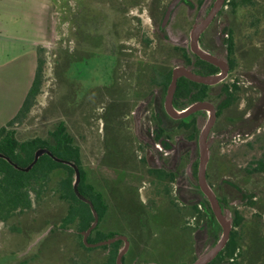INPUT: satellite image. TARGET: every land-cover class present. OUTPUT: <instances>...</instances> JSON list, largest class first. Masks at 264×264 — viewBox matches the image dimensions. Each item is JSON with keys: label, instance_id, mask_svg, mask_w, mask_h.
<instances>
[{"label": "flooded vegetation", "instance_id": "flooded-vegetation-1", "mask_svg": "<svg viewBox=\"0 0 264 264\" xmlns=\"http://www.w3.org/2000/svg\"><path fill=\"white\" fill-rule=\"evenodd\" d=\"M134 1L99 0L97 10L116 15L118 19L123 18L128 23L137 22L136 25L141 26L146 38L152 40V44L162 50L164 56L161 58L165 62L160 74L162 77L159 76L160 79L154 84L151 80L147 81L150 88L136 101L130 100L135 105L126 116L119 115L114 126L125 132V135L129 133L133 137L135 152L139 159L145 160L148 169L162 170L174 175V195L177 194L176 174L184 171L189 182L187 189L189 187L193 190L189 192L191 195L188 199L184 198L183 201L191 204L187 207L194 204L198 206L199 212L190 218L184 215L181 227L170 228L164 232L166 237L160 244H156L157 233L146 237L149 239L145 248L148 253L160 248L164 251V258L141 253V249L144 248L142 244L135 241L136 244L132 245L133 241L126 231L113 232L114 236L109 239L123 236L129 243L122 257V264H194L198 258L217 247L223 235V229L198 183L199 128L200 123L207 119L208 112L200 110L185 117L175 118L168 114L165 103L174 70L184 68L200 77L221 73L219 66L202 60L190 47L193 27L211 15L218 0H158L156 5H153V0H144L140 6L133 5ZM81 6L85 10V0H81ZM134 12H138L140 17L145 14L149 27L143 28L141 19L137 14L133 15ZM81 22L83 23L81 27L85 28V20ZM119 34L120 31L117 35ZM78 38L80 50L82 47L85 49V32H81ZM131 38L137 40L135 35ZM184 40H187L188 44L181 46ZM198 43L203 50L226 63L225 79L217 84L205 85L185 76L178 77L171 107L176 113H180L195 103L207 102L215 109V121L209 134L210 155L205 179L222 214L230 223V230L224 246L206 264H264V191L258 190L264 189V125L253 136L239 138L241 134L235 132L234 127L238 119L231 114L232 111L241 113L254 107L261 96L264 109V0H223L200 33ZM170 48H176L174 50L176 53L168 58ZM80 50L65 53L64 65L65 84L67 82V86H70L68 91L71 107L66 113L71 120L80 113V130L76 132L74 123L70 122L75 134L68 131L75 140L85 133V91L80 90L79 93V88L81 80L85 77V65L89 64L90 60V57L85 59V52ZM91 57L96 62L99 60L102 75L99 93L93 92L95 100L89 103L98 104L102 113L108 107L107 93L113 89L111 87L113 82L116 102L120 99V87L115 84L113 77V73L116 72L113 68L117 63L116 61L107 63V59H118L119 56L116 53L107 55L101 53ZM56 70L58 71L57 68ZM167 73H170V81L165 86L164 76ZM183 81L184 92L177 95L178 87ZM233 86H237L239 98L234 104L222 109L218 115L229 92L236 88ZM119 106L116 103L112 111L115 109V113L118 114ZM76 134L78 136L75 137ZM189 170L191 175L187 173ZM144 185L140 189L142 196L145 190H148V184ZM142 199L144 203L147 202L145 196ZM250 201L253 205H250ZM208 208L211 213H208ZM116 242H121L117 258L125 244L121 240ZM112 244L104 246L110 248ZM102 253L104 256L107 251Z\"/></svg>", "mask_w": 264, "mask_h": 264}, {"label": "trees", "instance_id": "trees-1", "mask_svg": "<svg viewBox=\"0 0 264 264\" xmlns=\"http://www.w3.org/2000/svg\"><path fill=\"white\" fill-rule=\"evenodd\" d=\"M95 1L99 0H90L89 4H86L85 19L76 18L77 9L74 8L65 10L62 17L66 21L69 17L74 16L71 25H76L74 29L76 37L83 32L81 21L85 20V59L90 57L88 61L90 64L96 62L91 57L96 54L116 53L119 56L118 59H107L108 64L114 61L117 63L113 68L116 71L113 73V77L116 81L115 84L120 87L119 101L116 102L114 97L113 82L111 84L113 89L107 93L109 96V100L106 102L108 107L104 112H98L96 115L85 112V141H88L89 136L91 139L96 137L94 132H91L94 129L95 121L102 125L96 141L97 148L100 147V149L95 153V168L92 170L84 168V152L68 132L63 121L56 123L51 130H48L46 136H32L23 140H19L16 136V127L23 125L31 117L44 86L47 66L43 54L46 51L38 47L34 76L24 102L14 119L0 129V154L9 158L19 167L26 168L32 163L35 152L45 148L51 151L55 157L74 163L80 172L78 191L91 201L99 217L98 225L89 237L88 243L101 242L113 237V232L126 231L133 241L132 245L136 244L135 241L142 244L144 248L141 249V253L164 258V252L160 248H155L153 253H148L145 248L149 239L146 237L157 233L156 244H160L166 237L164 232L170 228L181 227L184 215L186 218H190L199 212L198 206L194 204L187 207L191 204L183 201L184 198L188 199V196L191 195L189 192L193 189L189 187L187 189L189 182L183 171L176 174L177 194L174 195V175L162 170L148 169L145 160L139 159L135 152L133 137L129 133L125 135V132H121L114 126L119 115L124 117L133 108L135 103L132 104L130 100L136 101L150 88L147 81L151 80L154 84L160 79L158 77L161 76L162 65L165 62L162 60L164 55L160 48L152 44V40L146 38L141 26L136 25L137 22L128 23L123 18L120 20L116 15L112 16L108 12L99 10H97L98 16H93L95 12L91 11L92 7L98 8L100 4ZM143 1L135 0L133 5L140 6ZM156 1L158 0L152 1L153 5L157 4ZM87 11L91 16H87ZM109 15H111L110 18ZM125 28L129 30L128 34L123 40L119 36L120 44L114 49L111 45L113 39L109 36L110 32L118 33ZM133 35L137 37L138 44H141L144 56L138 55L136 48L125 45L126 41L134 40L131 38ZM175 49H169L168 58L175 55ZM91 71L89 76L91 85L85 88V108L92 107V103H89L95 100L92 93H99L100 90L102 72L99 65H95ZM164 77L165 86H167L170 81V73ZM182 83L184 84V81L179 85L177 95L184 92ZM233 87L236 88L229 92L218 115L222 109L234 104L239 98L237 86ZM129 92L133 94L131 98H129ZM262 99L263 96L258 99L254 107L241 113L231 112L238 119L234 127L235 132L241 134L239 138L245 137L244 139H246L253 136L264 125ZM115 102L120 105L118 114L115 113V109L112 111L113 106H116ZM92 111L93 108H91ZM91 139L89 142L92 141L93 145L94 140ZM256 163L258 162H254V164ZM103 171L108 172L110 177H102ZM73 182L74 170L68 165L55 162L47 155L40 157L28 172L16 170L7 161L0 158V224L13 233V236H16L20 242L30 244L24 253L12 251L2 254L0 252V264H47L48 262L43 261L41 252L52 238H55V250L61 251V256L55 259V264H115L121 242L112 244L110 248L104 246L97 249L86 248L82 242L81 233L90 227L94 219L89 206L76 197L73 191ZM144 184H148V190H145L142 196L140 189L145 186ZM144 196L146 203L142 199ZM49 197L55 200L59 206L56 216L45 218L44 216L47 214L43 212L44 214L38 216L40 227L34 232H27L26 230L29 231L30 228L22 222V217L27 223L29 216L35 212V207H41L44 203L49 204ZM250 205H253V202L250 201ZM255 205L258 207L256 203ZM208 213H211L209 208ZM212 219L211 216L210 220ZM36 220L33 219L32 224H35ZM32 233L33 235L29 236ZM16 245L12 247L14 248ZM36 246L37 248H35ZM97 251H107V253L102 257L98 253L97 256L92 255Z\"/></svg>", "mask_w": 264, "mask_h": 264}, {"label": "rangeland", "instance_id": "rangeland-1", "mask_svg": "<svg viewBox=\"0 0 264 264\" xmlns=\"http://www.w3.org/2000/svg\"><path fill=\"white\" fill-rule=\"evenodd\" d=\"M3 1L2 5L4 6H2L3 9L1 10L3 13L1 14L2 19L0 20L2 25L1 29H3L0 38V129L14 119L24 102L34 76L38 47L46 51L43 54V59L47 66L45 69L44 86L41 95L37 99L31 117L23 125L16 127V136L19 140H23L32 136L45 135L48 130H51L56 123L61 121L65 122V124L68 123L66 124L68 131L70 130V132L75 134V131L77 132L80 130V113L72 120L67 116L66 111H69L71 108L70 94L68 91V87L70 86H67V82L65 84L64 65L66 63L65 53H72L80 50V45H78V36H74L76 25L72 26L69 24L72 22L74 16L67 19L69 23L67 20H63L62 17L65 10L68 11V8L73 10L74 8L77 9L75 14L76 18L80 17L79 19H85V10L82 9L81 0ZM89 1L90 0L85 1V6L89 4ZM97 2L98 1H95V3ZM78 3L80 4L78 5ZM96 10V6L92 7L91 11L95 12L93 16H98ZM88 11L86 12L87 16H91ZM135 14L141 19L143 28L144 26L149 27V21L145 14L141 17L138 12H134L133 15ZM132 28H134L133 25ZM82 29L85 32V28ZM104 30L106 31L105 27ZM128 32L129 30L126 28L120 32L119 35L121 40L124 39ZM119 35L110 32V36L114 43H111V45L114 49L120 44L121 40ZM187 44V40H184L183 44L180 45L186 46ZM125 45L136 48L138 55H143L141 44L139 45L137 40L126 41ZM80 51L85 52V49L82 47ZM101 59L102 57L100 61ZM95 65H99V63L93 62L92 64L89 63L85 65V77L80 82L79 93L80 90L85 91V88L91 85L89 76ZM128 95L131 97V92H129ZM91 106L92 107L85 108V112H90L95 115L100 112V106L98 104H91ZM91 108H93L92 112ZM70 122L74 123V127L76 128L75 131H72L73 128ZM100 127L101 123H96L95 121L94 129H92L91 132H94L93 134H95L96 137L91 139L89 136L88 141H85V133H82L81 137L77 134L75 135V137L78 136L75 141L80 145L82 152H84L83 165L86 169L91 168L92 170L95 168V153L100 149V147L97 148L98 143L96 142L99 137L98 135H100ZM90 139L94 140L93 145L92 141L89 142ZM89 149L91 150L89 151ZM102 173V177H110L108 172L103 171ZM258 190L259 192L264 191L263 188H259ZM49 200L48 205L44 203L41 207H35V212L29 216L27 223L22 217V222L30 228L29 231L26 230L27 232H34L40 227L41 223L38 221V216L40 214H47L44 216L45 218L56 216L59 206L56 201L50 197ZM33 219H37L35 224L31 222ZM42 232L44 233L45 230ZM13 235V233H10L0 224V252L2 254H8L12 251L24 253L26 248L30 245L20 242V240ZM32 235L33 233L29 236ZM47 243L48 245H46L41 252L43 261L48 262L47 264H55V259L61 256V251L55 250V238H52ZM15 244L17 245L13 248L12 246ZM35 248H37V246ZM97 253H100V256L103 254L102 251H97L93 252L92 255L97 256Z\"/></svg>", "mask_w": 264, "mask_h": 264}, {"label": "water", "instance_id": "water-1", "mask_svg": "<svg viewBox=\"0 0 264 264\" xmlns=\"http://www.w3.org/2000/svg\"><path fill=\"white\" fill-rule=\"evenodd\" d=\"M222 1L223 0H218L216 2L215 6L212 10L211 15L206 20H203L200 24H196L193 27L191 34H190V47H191L192 52L194 54H196L197 56H199L202 60L219 66L221 68V73H219L217 75L210 76V77H200V76H196V75L191 74L190 71H188L187 69H184V68H179L178 70L177 69L174 70L173 75H172V80H171L170 86L168 88V92H167V96H166V103H165L166 111L168 112V114H170L171 116H173L175 118L176 117L177 118L178 117H185V116L191 114L192 112L200 111V110H205L208 112L207 119L201 123V126L199 128L200 133L198 136V149H199L198 183H199V186H200L202 192L206 195V197L210 203L211 209L215 215L216 220L219 222L220 226L223 229V235H222V238L220 239V242L217 245V247H215L213 250L209 251L205 255L198 258L194 264H206L207 262H209L217 254V252L224 246V244L228 238V234H229V230H230V223L226 219V217L222 214L221 209L218 205V202H217L213 192L209 188V186L206 182V179H205V170H206V166H207L209 155H210V152H209V134L211 132L212 126H213L214 121H215V109L213 108V106L211 104H209L207 102H203V103L200 102V103H195V104L191 105L187 110H185L183 112L176 113L171 107V99H172V96H173V93H174V90L176 87L177 79L180 76H185L194 82L202 83L205 85L217 84V83H219L225 79L226 71H227L226 70V66H227L226 63L222 59L215 57V56L211 55L210 53H208L207 51L203 50L199 46V43H198V38H199L200 33L207 26L210 18L219 9V7L222 4ZM167 18L168 17H166V20H167ZM43 155L49 156L55 162L68 165L74 170L73 191L79 200H81L82 202L86 203L89 206V208L92 212V215H93V219H94L91 226L88 228V230L86 232L82 233L83 242H84L85 246L88 248H95V247H99V246L110 245V244H112L116 241H119V240L124 241L125 246L119 252V254L116 258V264H122V257L126 253L128 245H129V243L127 242L125 237L117 236V237H114V238L109 239L107 241L99 242L96 244H89L87 241L89 234L97 225L98 215H97V212L95 211L91 201H89L84 196H82L78 191V185L80 182V172H79L78 167L74 163L55 157L51 153V151H49L48 149H45V148L39 149L35 152L34 159H33L32 163L26 168L19 167L18 165L14 164L9 158L5 157L2 154H0V158L7 161L16 170H19L22 172H28L35 165V163L38 161V159L40 157H42ZM187 172L189 174L190 170Z\"/></svg>", "mask_w": 264, "mask_h": 264}, {"label": "crops", "instance_id": "crops-1", "mask_svg": "<svg viewBox=\"0 0 264 264\" xmlns=\"http://www.w3.org/2000/svg\"><path fill=\"white\" fill-rule=\"evenodd\" d=\"M2 1L3 0H0V20L2 19V17H1V14L3 13V11H1L3 8H2V6H4V5H2ZM4 2V1H3ZM2 28V25H1V23H0V38H1V36H2V30L3 29H1ZM36 44V43H35Z\"/></svg>", "mask_w": 264, "mask_h": 264}]
</instances>
